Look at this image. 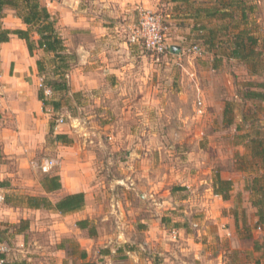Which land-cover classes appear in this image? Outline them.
I'll use <instances>...</instances> for the list:
<instances>
[{"label": "rangeland", "instance_id": "rangeland-1", "mask_svg": "<svg viewBox=\"0 0 264 264\" xmlns=\"http://www.w3.org/2000/svg\"><path fill=\"white\" fill-rule=\"evenodd\" d=\"M253 2L258 9L250 19L257 22L259 33L264 36V0ZM163 24L167 28V43L182 48L177 56L156 62L138 47L143 57L130 68L128 65L132 74L128 75L129 85L125 89L105 86L100 95V90H96L50 97L60 104L51 113L54 131L66 132L72 141L61 152L48 155L61 162L50 174H59L61 165L66 166L69 174L65 179L77 178L81 182L87 196L81 216L96 230L92 251L106 250L97 243L98 239L104 244L106 236H118V223L124 221L119 219V212L126 215L133 209L137 215L125 221L127 226H133L127 229L126 246L134 250L138 247L137 252L145 261L254 264L259 254L253 252L252 242L261 240L264 233L257 227L255 211L243 191L250 175L238 170L245 151L238 139L242 132L235 130L246 107L235 98V92L249 78L235 63L211 70L205 53L195 56L188 51L197 43L173 39L168 32L171 24L181 29L184 25L178 26V21ZM41 58L48 66L47 58ZM112 62L117 64V60ZM227 100L233 110V125L228 127L222 117ZM217 176L232 182L228 201L213 194L212 184ZM173 188L181 191L173 193ZM58 198L59 193L50 197L53 201ZM234 210L240 218L238 233L232 217ZM26 215L29 227L31 222L34 225L24 246L31 249L30 264H46L53 260L52 254L59 251L66 236H73V226L66 215ZM16 217L15 222L0 221V245L7 246V261L22 259L23 240L14 234L24 216ZM136 224L151 227L155 235H145V230L134 227ZM177 224L182 228L175 227ZM230 227L234 232L228 237ZM187 235L192 242H205V250L184 241ZM80 237L88 238L87 232ZM71 239L75 241L74 237ZM147 239L153 242L148 247L144 245ZM201 252L205 258H199ZM70 258L64 257L65 264L73 260ZM125 264H133L131 257L127 256Z\"/></svg>", "mask_w": 264, "mask_h": 264}, {"label": "crops", "instance_id": "crops-1", "mask_svg": "<svg viewBox=\"0 0 264 264\" xmlns=\"http://www.w3.org/2000/svg\"><path fill=\"white\" fill-rule=\"evenodd\" d=\"M41 2L56 20V28L64 41L66 53L72 56L71 63L73 64H70V69L66 74L69 88L68 95L71 96L84 91L92 92L96 90H100L98 93L100 95L105 88L125 89L129 85L128 75L131 76L132 71L127 70L128 65L130 68L134 62L143 57L140 55L141 49H138V46H133L127 42L126 34V29L137 20V8L158 10L163 15V22L166 21L169 24L178 21V26L184 25V29L177 27V24L173 26L171 24L168 32L171 33L173 39L186 38L190 32L189 25L190 23L193 24V20L189 19L191 6L195 7L200 3L205 5V3H210L212 0H41ZM259 4L260 2H258ZM213 23L210 21L208 27H213ZM2 25L4 29L10 31L27 29V26L16 17L15 12L11 9L4 10ZM165 29L167 30V28ZM169 41H171V38ZM168 44L171 47L174 46L172 43ZM178 48L179 50L176 53L172 52V57L177 56L180 49H182ZM205 55L210 61L211 70H218L219 67L217 69L212 68L213 51H205ZM41 57L48 59V56L41 50H34L33 55L30 56L25 41L15 35H11L7 43L0 45V154L2 156L0 161V221L4 222H15L14 218H17V215L24 216L23 219L27 220L29 215H26V213H55L47 210L10 207L3 200L4 196L8 194L40 196L49 199L57 193H59L58 199L76 193H83L85 196V190L81 189V182L77 178L72 179V181L65 179L69 174L66 166L61 165L62 168L57 174L61 177L60 191L46 194L40 184L41 178L37 169L38 165L44 159H53L48 157L53 151L56 153L61 152L63 148L72 144L63 145L52 141L50 128L52 125L54 130V126L51 121L53 115L51 113L55 109L50 106L52 109L47 108L48 106L44 107L38 98V93L43 90L44 96L48 100L55 101V99L50 98L54 95L53 92L49 95L45 94V90L49 88L43 85L42 77L38 75L36 61L42 59ZM115 60H117V64H113L112 61ZM227 62L235 63V66L239 68V64L235 61L222 60L224 65ZM240 68L244 69L241 65ZM244 74L250 78L245 69ZM251 79L256 78L251 77ZM235 98L242 101L238 96V90L235 92ZM227 102L230 101L227 100ZM225 103L226 101H224L223 108ZM54 134L68 136L66 132H61V130L54 131ZM68 138L72 142L69 136ZM54 147H56L55 150H53ZM53 160L57 162V168L61 162L57 159ZM85 199L84 209L87 206V196H85ZM117 205H120V202H117ZM84 209L66 215L67 219H70L71 226H73L71 230L73 236L66 234L67 238L65 239L67 241L65 240L60 244L78 246L79 250L86 252L87 260L96 264H125L127 256L131 257L133 264H152L149 259L145 261L140 252H137L139 251L137 250L138 247L134 250L133 247L126 246L127 229H133V226H127L125 221L129 216L137 215L135 210L130 209L126 212V215L125 212H119V219L124 221L118 223V236H106L107 240L104 244H101V240L98 239L97 243L103 249H106L104 252H100L97 250L92 251L97 238L95 237L96 232L95 236H88L84 239L80 236L86 230L76 227V222L87 220L81 216ZM33 226L31 222L30 233L34 231ZM134 227L139 231L145 230L143 232L145 235L149 234L151 237L155 235L149 226V229L137 224ZM180 228L182 227L178 229ZM228 232V237L233 234L232 227ZM185 233L188 234L187 231ZM15 236L22 237L21 258L27 260L30 264L32 252H30L31 249L28 245L24 247L26 237L24 238L23 235ZM72 237L75 238V241L71 239ZM190 239V236L187 235L184 241L191 242L189 245L199 247L202 249L201 251L205 250V242L197 243L192 242ZM149 243L153 244L150 239H147L144 245L148 247ZM40 248L41 246L38 245L37 249ZM108 248L109 250H107ZM58 249L59 251L52 254L53 260L46 261V264H65L64 257H71L76 260L75 262L70 258L69 264H80L75 256L72 257L60 247ZM203 254V252L199 254L200 259L205 258ZM162 255L163 253L159 254L161 257ZM218 264L222 263L219 262Z\"/></svg>", "mask_w": 264, "mask_h": 264}, {"label": "trees", "instance_id": "trees-1", "mask_svg": "<svg viewBox=\"0 0 264 264\" xmlns=\"http://www.w3.org/2000/svg\"><path fill=\"white\" fill-rule=\"evenodd\" d=\"M5 9L14 11L16 17L27 26V29L15 31L4 29L2 19ZM257 9L256 2L253 0H212L205 5L200 3L198 6H191L189 19L193 20V24L190 23L191 26L188 24L190 32L184 41L189 40L200 44L205 51H213V69L220 67L223 59L232 60L239 66H243L250 77L249 80L240 84L241 90L238 91L239 98L246 105L239 123L235 125V130L242 132L238 139L245 151L240 156L242 164L238 170L243 173L248 172L250 175V180L244 182L243 191L247 194L248 203L255 211L257 227L264 233V36L260 35L261 29L257 22L250 19ZM210 21L214 22L213 27H208ZM11 35L25 41L30 56L33 55L34 50H41L48 56V66L42 59L36 61L38 75L42 77L43 85L53 94H67L69 88L66 74L70 69L72 56L66 53L64 41L56 28V20L41 0H0V45L7 43ZM141 49L144 51L143 47ZM48 73L49 76H47ZM38 98L44 107L50 106L55 110L60 107L58 102L48 100L43 90L38 93ZM232 116V103L226 102L222 116L225 126L233 125ZM50 129L53 142L63 145L71 143L68 136L54 134L52 125ZM43 175L40 184L46 194L61 190L60 177L57 174ZM212 190L215 196L228 201L233 191L232 182L217 176L212 184ZM172 191L174 193L181 190L173 188ZM3 200L6 205L13 208L47 210L62 216L83 210L86 203L83 193L69 194L55 202L47 197L18 194L5 195ZM232 217L236 233H238L240 218L236 210L233 211ZM20 225L14 235H23L25 238L29 233V222L24 220L20 222ZM244 226L247 227L245 223ZM76 227L86 230L90 237L95 236V229L87 220L76 222ZM175 227L180 226L177 224ZM1 233L3 232L0 230V235ZM250 238L251 235L248 236V239ZM1 241L0 237V243ZM59 247L66 250L72 257L75 256L80 264H96L87 260L86 252L79 250L78 246L60 244ZM252 250L259 254L254 264H264V235L261 240H253ZM0 257L4 260L3 264H29L25 259L7 261L4 255Z\"/></svg>", "mask_w": 264, "mask_h": 264}, {"label": "built area", "instance_id": "built-area-1", "mask_svg": "<svg viewBox=\"0 0 264 264\" xmlns=\"http://www.w3.org/2000/svg\"><path fill=\"white\" fill-rule=\"evenodd\" d=\"M127 42L131 45H139L151 59L156 62L167 60L172 56L171 46L167 43L165 37V27L163 25V15L158 10L137 8L136 22L126 29ZM195 56H201L205 50L197 45L192 46L189 50ZM45 94H51L49 89ZM201 104V102H199ZM62 124V120H59ZM57 166L53 159H44L37 167L41 174H49ZM260 230V229H259ZM7 247L0 245V256L7 252ZM4 260L0 257V264Z\"/></svg>", "mask_w": 264, "mask_h": 264}, {"label": "water", "instance_id": "water-1", "mask_svg": "<svg viewBox=\"0 0 264 264\" xmlns=\"http://www.w3.org/2000/svg\"><path fill=\"white\" fill-rule=\"evenodd\" d=\"M170 50H171V52L176 53V51H178L179 48L176 47V46H172V47L170 48Z\"/></svg>", "mask_w": 264, "mask_h": 264}]
</instances>
